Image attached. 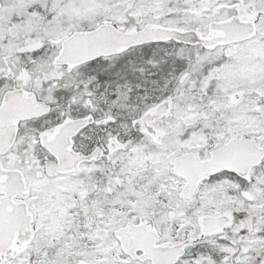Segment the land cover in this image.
Listing matches in <instances>:
<instances>
[{"label":"snow or ice","instance_id":"obj_1","mask_svg":"<svg viewBox=\"0 0 264 264\" xmlns=\"http://www.w3.org/2000/svg\"><path fill=\"white\" fill-rule=\"evenodd\" d=\"M0 264H264V0H0Z\"/></svg>","mask_w":264,"mask_h":264}]
</instances>
